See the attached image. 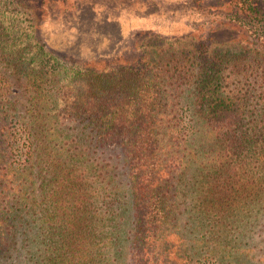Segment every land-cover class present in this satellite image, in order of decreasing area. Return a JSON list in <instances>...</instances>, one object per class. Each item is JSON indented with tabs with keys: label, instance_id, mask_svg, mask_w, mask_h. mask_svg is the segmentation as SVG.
I'll return each mask as SVG.
<instances>
[{
	"label": "trees",
	"instance_id": "16d2710c",
	"mask_svg": "<svg viewBox=\"0 0 264 264\" xmlns=\"http://www.w3.org/2000/svg\"><path fill=\"white\" fill-rule=\"evenodd\" d=\"M258 1L264 3L237 0L248 7L253 23L264 22ZM32 44L24 49L2 44L0 51L12 57L9 67L27 79L33 105L47 95L52 80V100L56 107L62 105L55 116L83 124L81 133L88 130L92 148L102 150L103 157L92 168L82 150L34 142L40 124L35 113L14 136L1 134L6 138L0 142V264H196V255L200 264H243L221 234L214 241L220 246L214 258L204 257L200 249L211 247L205 235L213 230L202 220L205 205L217 210L215 225L221 228L232 202L245 197L229 200L199 190L187 206L181 195L191 164L201 157L206 159L195 170L201 184L207 176L231 183L249 168L254 172L250 157L264 179V90L254 92L260 108L252 113L248 108L249 93L258 89L252 76L264 71L254 50L230 55L202 40L199 46H161L151 58L147 45L127 64L75 70L64 67L39 42ZM232 77L239 83L233 84ZM79 81L82 97L66 95ZM185 92L188 98H182ZM182 100L193 107L188 132L207 128L219 155L213 154V144L204 152L197 138H184L187 128L180 127L177 110ZM62 135L68 139L73 134ZM22 137L27 142H19ZM90 169L104 181L100 193H94L86 178ZM95 195L102 198L101 207ZM186 211L193 221L188 228L182 224Z\"/></svg>",
	"mask_w": 264,
	"mask_h": 264
},
{
	"label": "rangeland",
	"instance_id": "374dc122",
	"mask_svg": "<svg viewBox=\"0 0 264 264\" xmlns=\"http://www.w3.org/2000/svg\"><path fill=\"white\" fill-rule=\"evenodd\" d=\"M257 7H260L264 15V3L258 1ZM247 9L237 0H0V49L2 50V44L7 48L17 44L24 49L27 44L32 47V42H39L64 67L82 70L83 67L102 69L107 65L115 67L127 64V59L136 58L138 51L146 50L147 45H150L152 58L161 46L177 42L181 46H199L203 40L213 43L221 53L230 55H236L247 48L252 49L255 59L258 57L257 60L264 63V22L257 20L258 22L253 23L247 16ZM8 55H3L0 51V142L6 138V135L1 134L9 131L8 136H14L20 127L26 122L31 123L36 115L40 117V124L34 130V142L48 143L51 146L52 142H59L57 145L61 146L66 143V150H82L86 153L87 165L92 164V168L99 166L103 157L102 150L92 148L90 142H93V137L89 136L88 130L87 134L81 133V129H85L83 124L68 123L55 116L62 105L56 107L52 100V93L55 91H52V80L47 87L49 91H45L47 95L39 99L37 105H33L27 79L9 67L8 61L12 57ZM263 77L264 71L258 76H252L251 84L258 89L251 91L248 96L251 113L260 108L254 92L264 90V86H260ZM231 82L239 83L234 77ZM81 85L80 81L77 82L74 89L66 90V95L82 97V92L85 91ZM188 95L189 92H185L182 98H188ZM178 109L182 115L180 127L187 128L184 129V138L189 141L197 138L201 141L197 143L203 146L200 145L204 152L210 150L207 145L213 144V154L219 155L220 147L212 140V134L206 132L207 128H199L195 135L192 130L188 132L193 122V107L182 100ZM62 132H72L73 135L65 139ZM19 142L27 140L22 137ZM75 142H84V145L77 146ZM203 159L206 157L191 164L182 185L181 199L187 206L199 190H212L216 197L228 196L229 200L237 197L236 195L245 199L237 198L232 202L234 207L227 212L228 217L220 222L221 228L215 225L217 210L211 204L205 205L206 213L202 215V220L207 221L206 225L211 224L213 230L207 231L205 235L206 244L211 247H202L200 251L204 257L214 258L218 254L215 250L220 248L214 241L221 234L222 242L233 246L234 255L241 258V263L264 264V179H261L259 163L250 157L249 161L255 167L254 172L249 168L235 182L228 183L223 177L207 176V181L201 184L196 180L195 170ZM94 171H86V178L94 193H100L99 188L104 181L97 179ZM122 172L123 170L120 171ZM101 200V197L95 195L97 207L102 206ZM188 220L186 211L182 224L187 228L193 223ZM190 236L193 237L186 234V238ZM194 236V245L198 247L197 235ZM191 252H196L195 248ZM24 257L28 258L27 249ZM194 260L193 263L200 264V257L197 255ZM212 263L211 260L206 262Z\"/></svg>",
	"mask_w": 264,
	"mask_h": 264
}]
</instances>
